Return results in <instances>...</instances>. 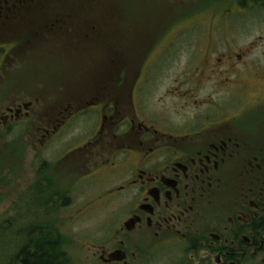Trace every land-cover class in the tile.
<instances>
[{
	"label": "flooded vegetation",
	"instance_id": "obj_1",
	"mask_svg": "<svg viewBox=\"0 0 264 264\" xmlns=\"http://www.w3.org/2000/svg\"><path fill=\"white\" fill-rule=\"evenodd\" d=\"M116 2L0 0V141L33 149L37 102L65 105L46 111L47 151L81 127L40 160L37 208L70 213L91 178L121 214L90 244L97 264H264L263 37L226 30L264 0H164L151 24ZM208 16L199 46L182 31Z\"/></svg>",
	"mask_w": 264,
	"mask_h": 264
},
{
	"label": "rangeland",
	"instance_id": "obj_2",
	"mask_svg": "<svg viewBox=\"0 0 264 264\" xmlns=\"http://www.w3.org/2000/svg\"><path fill=\"white\" fill-rule=\"evenodd\" d=\"M116 1L114 0L115 4L117 3ZM163 1L127 0L130 10L135 15L140 14V11L138 13L140 7L145 8L148 24H151L154 20L157 15L156 7ZM165 2L168 4V1ZM212 19L210 16L205 17L191 26L187 25V28L182 32L183 34L188 31L193 32L194 44L200 46L201 43L204 46L209 32H215ZM237 20L239 22L235 28H226V30L247 33L239 35L238 44L240 45H247L250 37L255 35L263 37L257 38L258 45L256 50H253L258 55L263 53L264 12L259 10L254 17L243 18L239 16ZM221 31L224 32V29ZM185 52L186 50L184 49L178 53L175 58L176 63L186 62ZM251 82L261 87V89L264 87V79L262 78L251 77ZM164 87V85L157 87L151 95H155L158 98L162 94ZM8 88L0 86V95L2 96L0 99V112L9 104L8 98H5L9 94ZM36 89L35 87L34 90ZM32 107L34 111L33 149L31 146L27 147L25 135L22 136L19 142L6 143L7 141H0V226H6L7 222L11 221L9 227H7L8 230L0 229V264L8 262L10 254H16V251L19 250L20 245L16 241L27 240V236L37 234L39 229L45 226L42 231L48 237L50 235L47 229L50 227L47 226H54L57 229L53 235L56 236L58 247L67 255L69 262L71 261L73 264H97L96 261L98 260L92 258L93 249L90 244L101 243L105 238L108 239L110 227L121 217L120 209H117L118 204L115 201L112 202V200L104 203L105 197L98 196L101 194L102 182L85 178L86 181L82 190L79 194L76 193V197L72 199L73 209H68L70 213H47L41 207L37 208L41 205L44 198V190L41 185L43 173H40V160L47 159L48 154L54 155L51 157L53 159L59 157L62 147L69 143L77 133H80L81 127L79 126L80 122H78L77 129L73 128L67 133L64 143H62L60 138L55 143L57 146L51 147L47 151L40 142L41 134H39V129L44 127L46 111L48 112L50 108L53 111L64 110L65 105L37 102L33 103ZM188 109L191 110L190 107ZM1 132L3 131L0 130ZM11 134L9 133L10 139L13 138V134ZM16 149H18L17 152L14 151ZM30 183H34L35 186L27 193V186Z\"/></svg>",
	"mask_w": 264,
	"mask_h": 264
},
{
	"label": "trees",
	"instance_id": "obj_3",
	"mask_svg": "<svg viewBox=\"0 0 264 264\" xmlns=\"http://www.w3.org/2000/svg\"><path fill=\"white\" fill-rule=\"evenodd\" d=\"M10 222L8 221L6 226H0V229L8 230ZM47 227H50L47 229L50 237L45 236L43 228H40L37 234L27 236V240L16 241L20 245L19 250L16 251V254L11 253L12 256L10 254V258L5 264H73L71 261L69 262L64 251L58 247L56 236L53 235L57 229L54 226Z\"/></svg>",
	"mask_w": 264,
	"mask_h": 264
},
{
	"label": "water",
	"instance_id": "obj_4",
	"mask_svg": "<svg viewBox=\"0 0 264 264\" xmlns=\"http://www.w3.org/2000/svg\"><path fill=\"white\" fill-rule=\"evenodd\" d=\"M114 259H116V260H121L122 258H114Z\"/></svg>",
	"mask_w": 264,
	"mask_h": 264
}]
</instances>
